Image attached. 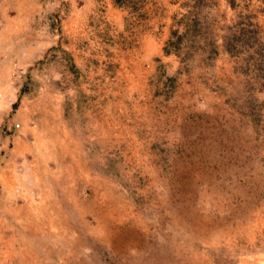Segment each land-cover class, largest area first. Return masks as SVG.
Returning a JSON list of instances; mask_svg holds the SVG:
<instances>
[{
  "label": "rangeland",
  "instance_id": "rangeland-1",
  "mask_svg": "<svg viewBox=\"0 0 264 264\" xmlns=\"http://www.w3.org/2000/svg\"><path fill=\"white\" fill-rule=\"evenodd\" d=\"M18 136L0 264H264V0H0Z\"/></svg>",
  "mask_w": 264,
  "mask_h": 264
},
{
  "label": "crops",
  "instance_id": "crops-1",
  "mask_svg": "<svg viewBox=\"0 0 264 264\" xmlns=\"http://www.w3.org/2000/svg\"><path fill=\"white\" fill-rule=\"evenodd\" d=\"M32 133H35L33 137H38L37 131L31 130ZM31 137V136H29ZM17 139L14 141L13 148L10 151V156L8 158V162L6 165L0 168V184L3 187H6V191L9 195L15 196L17 191L19 193H24L27 191H24L23 187H21L16 182L18 181V178L22 179L25 176H29L34 183L33 186L29 187L30 193L39 187V182L42 181L40 179L38 174V166L34 165L32 162L27 165H19L15 161L17 158H21L26 156L29 152L32 151V146L28 142H26L25 139L21 137H16ZM24 166V167H23ZM29 166V167H26ZM29 171L26 173L25 171ZM42 170H48L47 168L42 167ZM53 175V174H52ZM54 176V175H53ZM22 188V189H21ZM33 189V190H32ZM60 212V211H59Z\"/></svg>",
  "mask_w": 264,
  "mask_h": 264
}]
</instances>
